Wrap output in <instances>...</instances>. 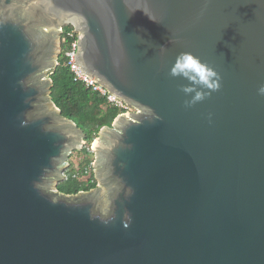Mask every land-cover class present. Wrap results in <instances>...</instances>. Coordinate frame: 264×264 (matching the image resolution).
Wrapping results in <instances>:
<instances>
[{
	"label": "water",
	"instance_id": "95a60500",
	"mask_svg": "<svg viewBox=\"0 0 264 264\" xmlns=\"http://www.w3.org/2000/svg\"><path fill=\"white\" fill-rule=\"evenodd\" d=\"M70 21L82 71L136 108L92 144L107 201L50 190L85 143L46 94ZM184 51L220 76L191 107ZM262 83L264 0H0V264H264Z\"/></svg>",
	"mask_w": 264,
	"mask_h": 264
},
{
	"label": "trees",
	"instance_id": "16d2710c",
	"mask_svg": "<svg viewBox=\"0 0 264 264\" xmlns=\"http://www.w3.org/2000/svg\"><path fill=\"white\" fill-rule=\"evenodd\" d=\"M66 28L69 25H65ZM67 44L60 43L58 64L50 70L51 86L49 97L59 113L70 119L85 133V143L76 152L81 159L75 163L71 161L63 169V178L58 181L56 187L59 192L73 194L78 191H87L95 187L97 181L93 173V150L91 143L98 136L103 126H111L115 117L122 112L117 106L110 104L95 91L85 87L82 82L73 80L72 74L66 65L64 54Z\"/></svg>",
	"mask_w": 264,
	"mask_h": 264
},
{
	"label": "clouds",
	"instance_id": "9594fccd",
	"mask_svg": "<svg viewBox=\"0 0 264 264\" xmlns=\"http://www.w3.org/2000/svg\"><path fill=\"white\" fill-rule=\"evenodd\" d=\"M169 75L188 81L187 84L180 86L181 91L188 97L184 101L186 107L203 101L211 92L220 88L219 74L188 51L176 55L169 69ZM257 94L264 96V83L257 88Z\"/></svg>",
	"mask_w": 264,
	"mask_h": 264
},
{
	"label": "built area",
	"instance_id": "2783aa9c",
	"mask_svg": "<svg viewBox=\"0 0 264 264\" xmlns=\"http://www.w3.org/2000/svg\"><path fill=\"white\" fill-rule=\"evenodd\" d=\"M65 25H69V27L66 28ZM57 31L59 47L61 41H64L67 44V48L64 54L66 56V65L68 66L72 74L73 80L82 82L85 87L90 88L92 91L98 93V95L103 96L108 103L120 108L122 110V112H120L121 114L136 110V108H134L132 105L127 104L118 96L112 94V92H110L105 86H103L98 81L92 79L89 75L82 71L76 58L77 51L79 48L77 37L80 34L76 23L70 21L64 24L63 26L58 27ZM60 51L61 49L59 48V53ZM56 62L58 64L57 58Z\"/></svg>",
	"mask_w": 264,
	"mask_h": 264
},
{
	"label": "rangeland",
	"instance_id": "374dc122",
	"mask_svg": "<svg viewBox=\"0 0 264 264\" xmlns=\"http://www.w3.org/2000/svg\"><path fill=\"white\" fill-rule=\"evenodd\" d=\"M56 44H58V40H57ZM57 51H58V50H57V46H56V48L54 49V52H53V57H55V56L57 55ZM49 73H50V69L47 70V72H46V74H45V77H48V78H49ZM47 87H50L49 84H48ZM46 94L49 96V88H47V90H46ZM48 98H49V100H50V102H51V104H52V107H53L57 112H59V110H58L57 108H55V106H54V104L52 103L50 97H48ZM112 123H113V122H112ZM98 134H99V132H98ZM97 137H98V136H97ZM97 137H96V138H97ZM96 138H95V139H96ZM95 139H94V141H95ZM94 141H93V142H94ZM93 142H92L91 145H90V148H91V149L93 148V147H92V146H93V145H92ZM92 150H93V149H92ZM76 151H77V150H76ZM76 151H73V152L69 155V158L67 159V162H66L65 167L68 166L69 163H70L71 161L77 163V162L81 159V156H80ZM90 157L92 158V167H93V165H94V161H95V151H94V150H93V153L91 154ZM93 173H94V175L96 174V172H95V170H94V167H93ZM62 178H63V177H62ZM95 178H96V175H95ZM58 181H59V180H54V181L52 182V185H51V187H50V190H51V191H54V192H58V193L64 194V193L59 192V191L57 190L56 185H57ZM96 181H97V183H96V185H95L94 188H96V189L98 188L101 200H102V201H107V192H108V190L106 189V187H105L103 184H101V183L99 182V180H97V178H96ZM94 188H92V189H94ZM90 190H91V189H90ZM90 190H87V191H90ZM87 191H83V190H81V191H78L77 193L68 194V195L73 196V197H76V196H77V197H80L82 194L86 193ZM66 195H67V194H66Z\"/></svg>",
	"mask_w": 264,
	"mask_h": 264
},
{
	"label": "flooded vegetation",
	"instance_id": "af4514ba",
	"mask_svg": "<svg viewBox=\"0 0 264 264\" xmlns=\"http://www.w3.org/2000/svg\"><path fill=\"white\" fill-rule=\"evenodd\" d=\"M59 48H60V47H59V43H58V44H57V50H58V51H57V56H58V54H59Z\"/></svg>",
	"mask_w": 264,
	"mask_h": 264
}]
</instances>
